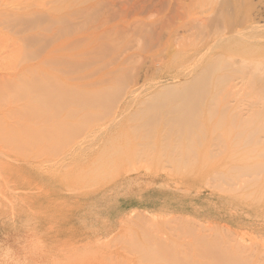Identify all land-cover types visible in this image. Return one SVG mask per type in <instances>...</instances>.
<instances>
[{
	"label": "rangeland",
	"instance_id": "rangeland-1",
	"mask_svg": "<svg viewBox=\"0 0 264 264\" xmlns=\"http://www.w3.org/2000/svg\"><path fill=\"white\" fill-rule=\"evenodd\" d=\"M221 1L0 0V183L73 192L37 208L5 196L6 224L15 205L32 207L31 219L57 206L75 214L77 189L134 187L136 207L166 191L176 198L166 212L140 213L105 251L131 248L130 234L138 245L149 230L154 240L188 231L179 249L198 247L193 234L213 250L198 262L264 264V0H227L229 22L212 26ZM136 253L131 264H160Z\"/></svg>",
	"mask_w": 264,
	"mask_h": 264
},
{
	"label": "bare ground",
	"instance_id": "bare-ground-1",
	"mask_svg": "<svg viewBox=\"0 0 264 264\" xmlns=\"http://www.w3.org/2000/svg\"><path fill=\"white\" fill-rule=\"evenodd\" d=\"M232 1L236 2V0H232ZM220 4L225 6V5H228L229 2H227V0H223V1H221ZM219 7H222V6L219 5ZM226 8H227V6L224 7V12L222 14L220 13L221 11H217V13H218L217 15L215 12L214 18L210 15L212 17L211 21L210 22L207 21V22H209L210 24L213 23L215 25L218 24V22L220 23V20H224V22L225 21L229 22L230 13H229V15H226V13H225ZM214 11H216V10H214ZM201 14L203 15V13H201ZM222 16H223V19H221ZM193 17H195V16H193ZM202 17H204V16H202ZM200 19H198L197 17L193 18V20H194L193 22H195V24L200 23L199 22ZM209 19H210V17H209ZM215 22H217V23H215ZM141 24H143V26H144V23H141ZM213 24H212V26H213ZM222 24H223V22H222ZM148 25L151 27L150 24H148ZM152 25H154V23ZM209 26H211V25H208L207 27H209ZM233 27H234V25H233ZM219 29H218V31H219ZM210 33H214V32H210ZM215 34H216V32H215ZM201 35H202V32H201ZM207 37H208V35H207ZM210 39H211V37H210ZM145 40H147V39H145ZM150 40L151 39L149 38V40L146 41V43H148V42L152 43V41H150ZM211 42H212V40H211ZM217 42H219V41H217ZM113 104L115 105V103H113ZM54 122H56V121H54ZM54 125H55V123H54ZM56 125L58 126V123ZM61 125H63V124H61ZM60 127L58 126L57 128L60 130L61 129ZM57 128H56V130H57ZM51 129H53V128H51ZM53 130L56 133L55 128ZM74 130H75V128L72 131H74ZM66 131L69 132V130H66ZM81 131L77 132V136H79L78 133H80ZM57 132H58V130H57ZM41 133L42 132H40V134ZM53 133L51 134V132H50V135H54ZM0 134H1V132H0ZM48 134H49V132H48ZM80 134H83V133H80ZM248 134H249V132H248ZM36 135H38V134H36ZM44 135H45V133H42V137H45ZM228 135L230 136L229 133H228ZM1 136H4V135H1ZM77 136H76V138H77ZM250 136H251V134H250ZM46 138L47 137H45V140H46ZM51 138L55 139V136H54V138L53 137H51ZM51 138L48 137V140ZM3 139L4 138H1L2 142H3ZM41 140H42V138H41ZM227 140H228V138H227ZM42 141H44V138ZM222 142H224V140H222ZM25 143H26L25 147L27 150V147H29V143L31 144V141L28 142V140H27ZM25 143L23 145H25ZM21 144L22 143H20L19 148H16V149H20L21 147H23V145L21 146ZM220 144H221L220 150L222 151V147H223L222 145H224L223 148H225L226 144H225V142H224V144H222L220 142ZM229 145H230V142H229ZM15 146H17V145H15ZM32 146L34 148V145H32ZM216 146H220L219 143ZM216 146H215V148H216ZM9 147L10 146H8V148ZM5 149H7V148H5ZM22 149H24V148H21V150ZM48 149L50 150L49 147H48ZM217 149H219V147H217ZM222 152H224V151H222ZM56 153H58V155L60 154V152H56ZM2 155H0V156H2ZM6 155H8V153ZM27 155H29V153ZM55 155L57 156V154H55ZM6 158H8V156ZM10 158H12V157H10ZM35 158H37V157H35ZM35 158H33V159H35ZM0 162L3 163L2 160H0ZM36 162L38 163V161H36ZM50 162H48V164ZM46 163H47V161H46ZM59 163L61 165V162H59ZM34 164L37 165L36 163H34ZM52 164H53V162H52ZM42 165H44V164H42ZM15 166H16V164H15ZM20 167H19V169L23 173L22 176H24L25 178H27L28 176L31 175V173H33L32 169L27 168V166H21L20 165ZM31 168H34V167H31ZM39 168L40 167H38V169ZM14 169L15 168H13L12 170H14ZM1 170L2 169L0 167V171ZM35 170H37V169H35ZM20 177H21V175H20ZM128 177L131 178L130 175H128ZM44 180H45V178H44ZM131 180H133V178ZM134 180H138V177H136ZM33 182H35V181H33ZM242 182H244V181H242ZM4 183H5V181H4ZM40 183H42V180ZM142 183L143 182L140 181V184H142ZM28 184L25 186H22V184L19 183V185H16L15 187H12V185H11V187L9 188L8 187L9 184H7V187H6V185H2L0 183V203H1V200L5 198V196L15 194V198L17 197V198H19V200L20 199L28 200L34 205V208H37V207H40L42 205L43 201L46 198L60 199L62 197H68L69 198L70 196L72 197V195H73V192L71 189L51 186L50 182H49V184H47V182H46L45 184L39 185V186L35 185V184H31V185H28ZM52 184H53V182H52ZM110 184H112V183L110 182ZM133 188L134 187H131L129 191L128 190L122 191V189H119L115 186H112V187H106L105 186V188L97 186V187H94L91 189L88 188L85 191H81V189H77V191H78V192H76L77 203L74 207L71 205L74 208V211L76 210L75 214H71V210H68L66 206L65 207L67 210L63 207H60V206L51 207L48 209H44L43 207H41L40 209L43 208V210H45L46 213H43L42 215L37 216V217H32V220L36 225L35 230H34V237L36 238L37 241H42L43 246L40 248V250L38 252L33 254L31 264H131L130 254L132 256V254H134V252L135 253L137 252V253L142 255V257L138 256L139 258L141 257L140 259H143L145 257H146L145 259H147V258H150V256H151V258L153 256L157 257L160 261V264H206V263L198 262V259L201 256L203 257V255H204L203 259H207L209 257H212L213 250L211 248L207 249V248L199 247V244L197 241L198 239L193 234L190 233L191 239L189 237V240L194 241L196 239L195 241H196L199 248L195 247L192 249V247L189 244H185L186 249L185 248H182V249L178 248V244L180 243V240L186 241L185 237L189 234L188 231H186L187 232L186 236H185L184 232L182 233V231L180 233L181 236H179V233H178L177 234V238L179 237L178 240H176L170 236L164 237L161 234H159L160 235L159 238H158V236H157V238L155 237V239H157V240H154L152 238H154L155 235H152L153 237L152 236L150 237L151 230H149V231L145 232L147 234L149 233L148 234L149 238H147V236L146 237L144 236L145 238L142 236L144 238V241H142L141 243L138 242V245L135 244V242H137V240H136L137 237L135 236V233H134V236L136 238L134 237V239L132 240V237H133L132 234H130L129 237H130L131 241H135V242L134 243L130 242L131 243L130 244L128 241L129 244H126V245L131 246V248L130 247H125V248L121 247V249H119V250L116 249L117 251H119L116 254L109 253L108 251L107 252L105 251L106 248L111 249L110 247H107L108 245L115 244L120 239L121 240L118 243H122V241L125 242V240L122 239L124 233H122L121 230L128 227L130 223L133 224L132 222L134 221V219H136V218L139 219L140 213H142L141 214L142 220L140 219V221H143L144 218H145V222L147 221L146 218L147 219L150 218L151 221H155V220H157L158 216L162 215L164 212L167 211V208L169 206H171L175 203L174 201L176 198L174 197V195H172L171 193H167L166 191L164 193L160 194V193H158L159 191H157L153 194L146 193V195L144 197H142L140 200L142 204L139 207H136L137 202H136V197H135ZM127 189H129V188H127ZM66 195H68V196H66ZM151 196L154 197V200L151 203L147 204L148 203L147 198H149ZM10 197H12V196H10ZM85 200L86 201L92 200L93 204H88L89 202L87 201L88 203H86ZM186 202H188V201H186ZM24 204H26V203L24 202ZM10 206H11V204H10ZM12 207H13V205H12ZM12 207H11V209H12ZM15 207L16 208H13V211L12 210L11 211L16 214V218H14L16 221H19L25 217H28V213L33 212V211H31L32 207L18 208V206H16V205H15ZM187 207H188V205H187ZM193 207H190L192 209V211H193ZM73 208L70 207V209H73ZM3 211H5V209L3 206L0 205V216L2 215ZM5 214H7V213H5ZM9 214H8V217H9ZM0 222L5 223L1 217H0ZM142 223H141V226H142L141 229L142 230L145 229V231H146V229H149V228H147L148 224L146 225L145 223H143L147 226V227L145 226L146 227L145 228V227H143ZM50 226L56 227L57 229H55V230H57V232H55L54 234L53 233L51 234L50 230H49L50 228L48 229V231H46V229ZM60 226H65L67 228V230H65L66 234H64L60 230ZM140 227H139V229H140ZM185 227H186V224H185ZM185 227H184V229H185ZM7 229L12 231L10 225H8L6 223L0 225V230H7ZM119 231H121V233ZM124 232H125V234L126 233L128 234V231H124ZM155 232L158 233L157 231H155ZM141 234H142V231H141ZM18 235L22 236L24 234L22 232L21 233L13 232V235H12L11 239L8 240V242L13 243ZM62 235H64L65 237H63ZM161 236L163 238H161ZM192 236H193V238H192ZM232 239H233V237H232ZM195 241H194V243H195ZM234 241H235V239H234ZM126 242H127V240H126ZM228 242H229V240H228ZM196 243H195V245H196ZM132 244L133 245L135 244V246H133ZM187 245H188V247H187ZM180 247H184V244H183V246H180ZM189 247H190V249H188ZM231 248H232V246H231ZM112 249H113V245H112ZM72 253L74 256L73 260L71 259ZM205 256L207 258H205ZM69 260H71V261H69ZM153 260L155 261V258ZM212 260L213 259L210 260V258H209L210 263ZM135 261H137V260H135ZM142 261H144V260H142ZM147 261H149V260H147Z\"/></svg>",
	"mask_w": 264,
	"mask_h": 264
},
{
	"label": "clouds",
	"instance_id": "clouds-1",
	"mask_svg": "<svg viewBox=\"0 0 264 264\" xmlns=\"http://www.w3.org/2000/svg\"><path fill=\"white\" fill-rule=\"evenodd\" d=\"M5 224L0 222V225ZM13 232L23 233L18 235L13 243L7 242V237L0 240V264H31L32 256L43 246L42 241L34 237L35 223L31 218L11 220L7 222Z\"/></svg>",
	"mask_w": 264,
	"mask_h": 264
}]
</instances>
